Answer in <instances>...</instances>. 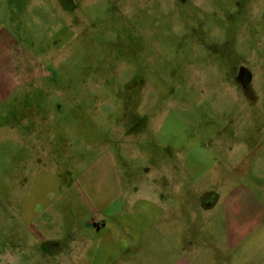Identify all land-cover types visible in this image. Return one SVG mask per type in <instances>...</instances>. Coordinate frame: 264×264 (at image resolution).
<instances>
[{
	"label": "rangeland",
	"instance_id": "374dc122",
	"mask_svg": "<svg viewBox=\"0 0 264 264\" xmlns=\"http://www.w3.org/2000/svg\"><path fill=\"white\" fill-rule=\"evenodd\" d=\"M251 65L247 90L233 76ZM0 74L16 88L0 102V243L16 264H43L25 219L65 230L105 152L137 183L175 168L188 206L230 183L264 200V0H0ZM212 220L214 243L180 227L172 242L221 249ZM245 246L235 264H264V222Z\"/></svg>",
	"mask_w": 264,
	"mask_h": 264
},
{
	"label": "crops",
	"instance_id": "0c3cea01",
	"mask_svg": "<svg viewBox=\"0 0 264 264\" xmlns=\"http://www.w3.org/2000/svg\"><path fill=\"white\" fill-rule=\"evenodd\" d=\"M242 68L247 73L243 88L249 90L256 72L252 65ZM240 73L243 72L240 70L238 75ZM236 75L234 72L235 79ZM1 77L8 78L4 74H0ZM15 89L10 80H1L0 102ZM175 173V168L163 167L153 183L129 181L121 176L123 173L115 157L109 152L103 153L89 173L94 175L93 179H88L80 188L83 205L77 206V211L67 218L65 230L58 227L61 221L56 214L49 222L25 219L28 236L40 248L51 247L40 261L43 264L53 261L55 264H151L157 244L158 253L161 250L163 253V264H188L187 248L197 256L207 253L205 258L210 259L207 264H235V256L247 254L249 249L245 242L264 222V200L252 196L246 199L245 187L230 183L221 188L222 193L213 187H204L195 194V203L188 206L187 201H183L186 185ZM172 201L181 202L182 216H172ZM81 208H85L88 216L80 214ZM218 212L222 228L219 238H224L226 245L220 249L215 244L202 250V246L197 247V239H212L214 243L218 237L215 231H210L212 219ZM188 213L194 214L193 220ZM55 222L57 226H53ZM178 228L180 234L191 232L197 238L196 244L183 246L181 240L172 242ZM25 243H28L27 238ZM28 248L27 244L26 250ZM17 252L0 243V264H16L17 259L21 260L15 255ZM19 253L23 255L22 249Z\"/></svg>",
	"mask_w": 264,
	"mask_h": 264
},
{
	"label": "flooded vegetation",
	"instance_id": "af4514ba",
	"mask_svg": "<svg viewBox=\"0 0 264 264\" xmlns=\"http://www.w3.org/2000/svg\"><path fill=\"white\" fill-rule=\"evenodd\" d=\"M243 73H240L239 75H238V72H237V75H236V80L238 81V82H240L242 85H244L245 84V82H246V79H247V73L245 72V71H242ZM245 86V85H244Z\"/></svg>",
	"mask_w": 264,
	"mask_h": 264
}]
</instances>
